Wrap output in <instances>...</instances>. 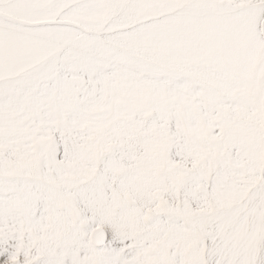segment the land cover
Here are the masks:
<instances>
[{"label":"snow or ice","instance_id":"1","mask_svg":"<svg viewBox=\"0 0 264 264\" xmlns=\"http://www.w3.org/2000/svg\"><path fill=\"white\" fill-rule=\"evenodd\" d=\"M0 264H264V0H0Z\"/></svg>","mask_w":264,"mask_h":264}]
</instances>
